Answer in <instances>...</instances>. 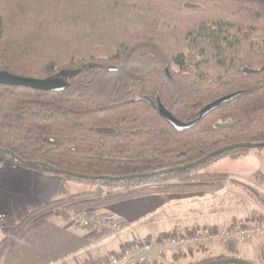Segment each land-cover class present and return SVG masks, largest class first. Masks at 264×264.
Masks as SVG:
<instances>
[{
  "label": "trees",
  "instance_id": "trees-1",
  "mask_svg": "<svg viewBox=\"0 0 264 264\" xmlns=\"http://www.w3.org/2000/svg\"><path fill=\"white\" fill-rule=\"evenodd\" d=\"M3 72L64 78L65 85H0V153L31 172L95 177L89 180L100 189L33 210L1 245L55 209L78 213L146 195L221 190L230 169L220 160L247 149L144 174L264 141V0H0ZM160 106L197 123L178 130ZM251 263L264 264V255Z\"/></svg>",
  "mask_w": 264,
  "mask_h": 264
},
{
  "label": "crops",
  "instance_id": "crops-1",
  "mask_svg": "<svg viewBox=\"0 0 264 264\" xmlns=\"http://www.w3.org/2000/svg\"><path fill=\"white\" fill-rule=\"evenodd\" d=\"M0 164V168L5 166L2 161ZM7 166L15 170L18 180H0V264H92L117 255L125 244L147 237L156 238L178 226L189 229V226L214 225L226 221L227 217L229 222L234 219L230 206L212 210L213 215L209 218L203 217L202 212L195 209L199 206L192 205L191 209L176 207L179 201L173 194L146 195L92 209L97 216H111L123 222L124 228L117 236H97L91 227H76L72 224L74 214L57 213L58 209H55L52 213L29 220L9 242L1 245L2 237L24 218V214L65 197L64 184L69 183V180H54L56 178L40 180L47 176L19 171L14 164ZM186 202L179 205L189 203ZM194 211L195 216L192 215ZM20 216L23 218L18 220ZM158 216H161L159 221L162 225L153 229L154 223L151 221ZM256 241L237 242L233 248L214 243L208 250L195 252L194 255L199 261L205 259L206 255L244 258L242 256L255 253ZM166 255L159 261H164ZM159 261L152 264H159Z\"/></svg>",
  "mask_w": 264,
  "mask_h": 264
},
{
  "label": "rangeland",
  "instance_id": "rangeland-1",
  "mask_svg": "<svg viewBox=\"0 0 264 264\" xmlns=\"http://www.w3.org/2000/svg\"><path fill=\"white\" fill-rule=\"evenodd\" d=\"M1 161L5 163V166L0 168V180H18L17 179L18 175L15 173V170L12 171L11 168L7 166V164H14V166H16L17 170L19 171L20 170H23V172L28 171L25 168H23L20 164L14 162L8 155H5L3 153H0V162ZM220 162L226 163L228 168L230 169V172L223 180L224 187L218 191L182 192V193H174V194L172 193L175 196V199L179 201L176 207L191 209L192 205L199 206V207H195V209H197V211L199 210L200 212H202L201 215H203V217L210 218L213 215L212 210L214 209L219 210L224 208L227 209L230 206L231 215L234 216V219L231 222H229L228 221L229 218L227 217L226 221L217 222V224L214 225H216L219 228H223L224 226H228V225H230L231 227L247 226L250 228L256 226H262V231L255 233L253 235V238L251 239V240H257L256 241L257 247L255 249V253L249 256H242L244 258H241L247 261L258 263L262 260V257L264 255V182H263L264 181V147L249 148L247 149V152H245L244 154H240L238 156H233V157L227 156L221 159ZM37 174H39L40 176L42 175L47 176L48 178L47 179L44 177L41 178L40 180H53V178H56L54 180H69L67 181L69 182L68 183L69 185L64 184L65 186L64 193L66 196L76 195V194H85V195L94 194L98 188L100 189L99 184L97 183L93 184L92 182H90L89 179H84V178L71 179L63 175L41 174V173H37ZM102 187H101L102 193L107 194L109 189L104 186ZM186 201L189 203H187ZM184 202H186L187 204L179 205ZM98 207L101 206H97L94 208H98ZM92 209H90V211H92ZM195 212L196 211L193 212L192 214L193 216L196 215ZM30 213L31 212L29 211L26 214H30ZM68 213H72V215L75 214L74 212H68ZM26 214L23 215L24 218L23 216L22 217L20 216L21 218H19L18 220H21L22 218L25 219ZM160 217L161 216L155 217L151 221L154 223L152 224L153 229L156 227H160L162 225L161 221H159ZM23 219L21 221H23ZM21 221L18 224H20ZM115 221L119 222L122 228H124V224L122 221L116 218ZM18 224L17 223L14 224L12 226L13 229ZM197 228L200 229L202 228V226H199ZM189 229H191V231H195L193 226H189ZM180 231L189 232L185 229V227L178 226L173 231L167 233V235L170 236L175 234V232H180ZM8 234L4 235L2 237V240H4L5 237L8 236ZM13 235L7 240V242H9V240L13 237ZM97 236H103V235L99 234ZM160 236L161 234L157 235V237ZM150 238L151 237L149 238L147 237L146 239H141V240L154 239V238L153 239ZM141 240H137V241L139 242ZM237 242L245 243L249 241H239V240L231 239L227 244H224L219 241H213L210 244H208V246L205 249L202 250L194 249L193 247H184V249L181 251L167 250L166 253L164 254V255L167 254L165 260L159 261V264H177L178 261H182L181 264H187V263L191 264L194 262H199V260L195 258L194 255L195 252L206 251L214 243L220 245L222 244L221 246H229L230 248H233L234 244ZM124 246L127 245L125 244ZM176 254H180L181 258L175 260L174 256ZM226 257H230V256H226ZM231 257H236V256H231ZM204 258H209V257H207L206 255Z\"/></svg>",
  "mask_w": 264,
  "mask_h": 264
},
{
  "label": "built area",
  "instance_id": "built-area-1",
  "mask_svg": "<svg viewBox=\"0 0 264 264\" xmlns=\"http://www.w3.org/2000/svg\"><path fill=\"white\" fill-rule=\"evenodd\" d=\"M72 224L76 227H91L95 235L102 234L106 237L115 236L123 229L121 224L115 221V218L106 215L97 216L90 210L75 213ZM260 231H262V226L250 228L228 225L219 228L216 225H209L195 231H180L167 237L137 241L132 247L124 246L117 255L92 264H152L159 261L167 250L181 251L184 247L202 250L213 241L227 244L231 239L250 241L253 235Z\"/></svg>",
  "mask_w": 264,
  "mask_h": 264
},
{
  "label": "water",
  "instance_id": "water-1",
  "mask_svg": "<svg viewBox=\"0 0 264 264\" xmlns=\"http://www.w3.org/2000/svg\"><path fill=\"white\" fill-rule=\"evenodd\" d=\"M0 85H11V86H17V87H22V88H31V89H37V90H43V91H60L65 85V79L64 78H53V79H32V78H24V77H19L12 75L7 72L0 73ZM238 95V93L230 94L227 96H224L222 98H219L209 104L206 108V112L215 108L216 105L225 102L227 100L232 99ZM159 113L162 117H164L172 126H174L178 130H183L192 127L197 123V120L184 123L179 120H177L175 117H173L168 111H166L163 107H159ZM256 147H264V141L259 142V143H251V142H244V143H236V144H231L228 146H224L222 148H219L203 158L199 159L198 161L194 163H190L184 166H179V167H174L170 169H165L163 171L159 172H154V173H148L144 175H152V174H158L161 172H170L174 170H180L184 169L188 166L194 165L196 163H200L202 161H205L213 156L219 155L225 151L235 149V148H256ZM17 160V159H16ZM52 169V168H51ZM55 170V169H54ZM59 171V170H55ZM61 172V171H59ZM79 177L84 178V179H94L95 177H89V176H84V175H79ZM128 177V176H127ZM110 178V177H108ZM123 177H119L118 179H122ZM220 263H226V264H252L251 262L238 258V257H231L228 259H225L223 261L215 262L214 264H220Z\"/></svg>",
  "mask_w": 264,
  "mask_h": 264
}]
</instances>
